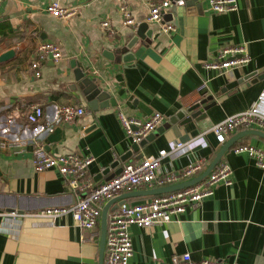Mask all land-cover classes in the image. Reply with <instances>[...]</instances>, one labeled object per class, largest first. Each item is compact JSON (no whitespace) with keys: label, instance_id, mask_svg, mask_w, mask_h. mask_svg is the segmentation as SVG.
Segmentation results:
<instances>
[{"label":"crops","instance_id":"crops-1","mask_svg":"<svg viewBox=\"0 0 264 264\" xmlns=\"http://www.w3.org/2000/svg\"><path fill=\"white\" fill-rule=\"evenodd\" d=\"M51 1L0 0V55L14 51L0 60V212L18 211L0 214V264H100L101 217L95 228L86 229L75 226L71 214L54 220L37 214L49 207L72 206L84 196L66 184L58 169H36L37 146L44 145L55 155H92L88 173L101 183L117 167L157 155L161 149L172 150L176 141L189 146L164 157L161 174L179 172L204 159L203 169L193 179L226 148L216 166L229 164L231 182H219L197 207H188L169 222L132 225L134 254L129 264H173L172 257L184 252L197 260L264 264V169L247 153L234 151L240 144L264 150V128L237 129L223 143L211 130L255 103L264 112V78L258 77L264 74V0H237V9L228 12L213 10L209 0H171L165 20L155 23L147 21V0H127L137 25L124 24L118 0H56L64 7H76L77 13L67 19L47 11ZM104 20L114 33L102 26ZM144 21L152 34L129 49L134 60L124 61L121 50ZM167 23L174 29L166 31ZM42 41L57 42L64 57L58 62L48 58L41 64V76H36L31 62ZM235 45H245L251 56L248 63L226 73L205 67L223 48ZM76 61L85 76L111 94L115 106L98 110L89 106L81 80L76 79L72 65ZM209 95L213 98L205 105L212 106L203 111L205 116L170 122L179 111L190 115L188 108ZM32 104L44 111L35 123L27 117ZM66 104L83 105L87 111L66 121L59 117ZM17 109L19 115L10 118ZM156 111L164 116L160 131L134 151L118 114L145 119ZM22 138L28 143H8ZM130 150L132 154L121 160ZM116 160L121 163L103 174ZM157 188L161 187L136 191ZM154 195H128L125 201L140 203Z\"/></svg>","mask_w":264,"mask_h":264},{"label":"built area","instance_id":"built-area-1","mask_svg":"<svg viewBox=\"0 0 264 264\" xmlns=\"http://www.w3.org/2000/svg\"><path fill=\"white\" fill-rule=\"evenodd\" d=\"M178 2L181 0H177ZM149 4V23L163 22L171 0H147ZM213 10L217 12H228L237 9V0H209ZM120 11L123 14L125 25H137L138 22L132 15L127 0H118ZM47 11L59 18H69L77 13L76 7H64L59 1H51L47 5ZM102 26L111 29L107 20L102 21ZM166 31L174 29V25L167 23ZM64 57L62 47L53 41H42L37 46L36 57L31 66L36 76H41V64L52 58L58 62ZM251 56L245 45H235L223 48L216 58L207 61L205 67L216 69L220 73H226L233 67L242 63H248ZM204 86V85H202ZM27 114L29 121L38 122L43 116V108L38 104L29 106ZM83 105H63L60 109V118L71 121L86 113ZM19 115V110L13 111L9 117ZM119 120L126 131V135L133 143L141 142L162 124L164 116L156 111L148 118L128 116L122 112L118 114ZM253 125L264 128V112L255 103L251 107L228 115L212 126L216 139L223 143L229 133ZM10 146L25 145L27 139H16L8 142ZM2 145L7 143L2 142ZM189 145L183 141H176L172 150L161 149L157 155H147L136 162H129L122 166L119 173L101 182L95 183L88 169L94 161L92 155H84L80 152H70L55 155L48 151L44 145L37 146L34 150V162L36 169L43 171L49 168L58 169L69 187L78 193H83L72 206L49 207L39 211L37 214L54 220L59 215L71 214L74 225L80 228H95L102 214L104 203L118 198L125 193H130L147 186H166L186 181L203 169L204 159H197L188 164L179 172L161 174L162 159L173 151L183 149ZM234 151L236 153H247L258 166L264 169V150L251 145L240 144ZM232 169L226 162L219 163L207 178L180 188L178 190L155 194L151 199L140 203L116 202L115 209L108 218V230L105 243V264H129L134 254L133 239L130 227H150L157 223L169 222L174 215L184 212L188 207H197L201 201L214 192L215 185L223 181L231 182ZM18 211L0 212L1 215H17ZM173 264H231L222 259L203 258L194 259L190 252H184L172 257Z\"/></svg>","mask_w":264,"mask_h":264},{"label":"water","instance_id":"water-1","mask_svg":"<svg viewBox=\"0 0 264 264\" xmlns=\"http://www.w3.org/2000/svg\"><path fill=\"white\" fill-rule=\"evenodd\" d=\"M175 1H177V0H175ZM148 27H149V25H148V22H146V21L141 22L138 25V28L136 30V36L133 38V40L126 47H124L121 50V52L123 53V60L124 61H132V59L134 60V55H132V51H130L129 49H131L135 45V43L138 41L139 38L145 39L147 36H150L152 34L151 33L152 31L148 30ZM108 53H109V55L111 54V58H112V53H110V52H106L105 55L110 57L108 55ZM13 54H14V51L9 50L6 53L0 55V60L11 57ZM72 65L75 68L76 79L81 80L82 91H83V94L85 96V99L88 101L89 106L92 109L98 110L99 108L109 107L111 105L115 106L117 104L115 99H113L111 97V94L107 90L103 89L96 82L95 79L84 75L85 73L82 71V69L80 67V63H78L77 61L72 62ZM251 75H253V74H251ZM258 77L264 78V74H261ZM212 98H213V96L209 95L205 99H202V100L198 101L197 103H195L194 105H192L191 107H189L187 111L190 113V115H187L185 111H179L177 114H175L174 116H172L170 118V122L176 123L180 118H187V119L191 118V117L192 118H202V116H205V114H206V113H203V111H206L210 106H212V104L205 105V103ZM160 129H161V127H159L157 129V131H160ZM154 134H155V132H152L147 137H145L141 142L133 143L132 147H133L134 151H136L140 147L144 146L146 144L147 140H149L152 136H154ZM230 142H232V141H230ZM225 149L226 148H224L217 155V157L214 159L212 165L202 175H200L198 177H195L193 179H189V180L181 182V183L164 186V187L157 188V189L136 191V192L133 191L130 193H125L118 198L110 200L105 205V207L103 208L102 216H101V257H100V264H104L103 260H104V250H105V243H106V234H107V230H108V215H109L110 206L113 203L124 202L128 195L144 194V193H154V194L163 193V192L165 193V192L178 190L180 188H184L186 186L195 184V183L199 182L200 180H202L203 178H205L210 173V171L216 166V164L221 159ZM131 154H132V150L128 151L124 156H122L121 160H126ZM121 160H116V161L112 162L111 166L108 167L107 169H105L102 173L103 174L110 173V169L116 168L121 163ZM121 169H122V167H117L115 169V171L107 177V179H109V178L113 177L115 174L119 173L121 171ZM102 173H100V174H102Z\"/></svg>","mask_w":264,"mask_h":264}]
</instances>
